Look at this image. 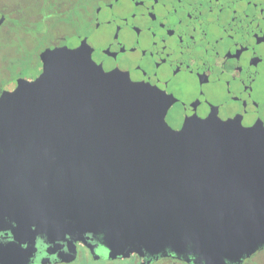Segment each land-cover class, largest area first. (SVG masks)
<instances>
[{"label":"flooded vegetation","instance_id":"af4514ba","mask_svg":"<svg viewBox=\"0 0 264 264\" xmlns=\"http://www.w3.org/2000/svg\"><path fill=\"white\" fill-rule=\"evenodd\" d=\"M71 1L60 0V5L66 7ZM77 2L69 28L56 25L46 13L35 26H24L22 48L32 45L37 54L23 63L22 70L27 71H22L14 83L18 78L33 81L40 75L43 65L39 60L44 50L82 47L90 58L101 59L106 70L129 63L143 87L160 85L187 100L215 106L214 118L226 123V130L242 141L248 153L262 158L264 0ZM8 3L2 0L0 29L8 19ZM36 62L38 72L29 74ZM222 127H216L217 136L222 134ZM6 163L0 164L1 171L28 170ZM16 174L8 173L0 181V264H158L166 258L181 264H204L208 260L214 264H264V243L244 253L248 239L243 237L260 220L250 214L246 217L240 210L229 215L231 220L225 223L231 232L223 235L213 231L197 237L195 224L176 239L171 237L177 242H168L157 233L150 235L152 229H145L150 232L146 238L134 236V241L88 227L83 233L75 230L68 207L66 213L58 215L51 197L47 196L42 205L31 200L30 194L38 187L27 189L24 182L21 192L11 191L23 176ZM219 187L211 185L210 190ZM238 215L246 218L244 224L235 220ZM186 239L193 242L191 249L185 247Z\"/></svg>","mask_w":264,"mask_h":264},{"label":"water","instance_id":"95a60500","mask_svg":"<svg viewBox=\"0 0 264 264\" xmlns=\"http://www.w3.org/2000/svg\"><path fill=\"white\" fill-rule=\"evenodd\" d=\"M58 50L64 70L43 63L36 79L18 78L0 92V164H19L28 169L24 176L48 169L65 175L81 165L95 177V170L132 171L152 185L182 176L193 188L219 185L214 191L232 214L264 218V155L248 153L214 118L215 106L160 85L143 87L129 63L106 70L82 47L46 49L40 59ZM0 173L2 181L19 171Z\"/></svg>","mask_w":264,"mask_h":264},{"label":"rangeland","instance_id":"374dc122","mask_svg":"<svg viewBox=\"0 0 264 264\" xmlns=\"http://www.w3.org/2000/svg\"><path fill=\"white\" fill-rule=\"evenodd\" d=\"M7 36L10 42L14 38L10 34ZM39 61L56 72L64 70L67 65L64 52L61 50ZM38 65L39 63L36 62L34 70L30 69L29 74L38 72V68L35 69ZM23 71L27 70L23 69ZM7 82L4 79L0 80V92L14 88V82ZM79 168V171L77 168L67 170L65 175L51 169L37 176L23 175L20 182L14 183L10 190L15 193L21 192L20 186L24 182L28 186L27 189L38 187V191H34L36 193L30 194L31 200L37 205H42L47 196L51 197L52 204L57 207L58 215L62 212L66 213L68 207V216L74 222L75 230L83 233L88 227L104 230L113 235L120 234L122 239L129 240L130 237L133 240L134 236L140 239L151 232L150 235L157 233L158 237H164L165 240L167 238L168 242H177L171 240V237L176 239L185 233V229L195 224L199 230L197 237L202 236L203 233L213 234V231L223 235L231 232L225 223L230 222L231 217L228 214H232V210L220 201L218 192L202 186L193 188V184L185 181L182 176L175 181L152 185L139 172L124 171L115 175H106L95 170L97 173L95 177V174L85 175L84 165ZM205 197L208 198L206 201ZM234 217L239 224L246 222L243 215ZM152 220L153 223L150 224ZM145 229L152 230L149 232ZM249 232L250 234L246 233L243 237L248 239L245 254L264 243V218L260 219L257 225L251 226ZM191 243L193 242L186 239L185 247L191 249ZM158 264L181 263L166 258L159 260ZM204 264H214V262L208 260Z\"/></svg>","mask_w":264,"mask_h":264},{"label":"trees","instance_id":"16d2710c","mask_svg":"<svg viewBox=\"0 0 264 264\" xmlns=\"http://www.w3.org/2000/svg\"><path fill=\"white\" fill-rule=\"evenodd\" d=\"M7 14L8 19L4 27L0 29V80L4 79L7 83L14 82V79L22 75L23 63L28 62L37 54L30 45L28 48H22L25 36L23 35L24 26L27 24L35 26L41 19V14L46 13L54 19L56 25L70 27L69 19L76 12L78 2L72 0L71 4L63 7L60 0H8ZM2 0L0 8L2 7ZM56 4V9L53 6ZM48 7V10L46 7ZM54 15V16H52ZM75 17V16H74ZM35 23V24H34ZM8 28L6 31L5 28ZM20 28V29H19ZM7 34L12 35L13 40H8ZM26 43H29L26 39Z\"/></svg>","mask_w":264,"mask_h":264}]
</instances>
